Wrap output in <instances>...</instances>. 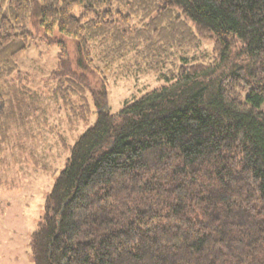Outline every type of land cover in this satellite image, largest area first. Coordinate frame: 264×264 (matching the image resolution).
<instances>
[{
	"label": "trees",
	"instance_id": "obj_1",
	"mask_svg": "<svg viewBox=\"0 0 264 264\" xmlns=\"http://www.w3.org/2000/svg\"><path fill=\"white\" fill-rule=\"evenodd\" d=\"M38 41L58 49L52 79L97 110L46 196L33 264H264V0H0V135ZM201 43L214 62L179 53ZM129 53L164 84L111 112L104 70Z\"/></svg>",
	"mask_w": 264,
	"mask_h": 264
},
{
	"label": "rangeland",
	"instance_id": "obj_2",
	"mask_svg": "<svg viewBox=\"0 0 264 264\" xmlns=\"http://www.w3.org/2000/svg\"><path fill=\"white\" fill-rule=\"evenodd\" d=\"M57 52L53 45L35 42L9 79L24 105L0 135V264H33L30 243L46 196L70 146L96 118L97 109L86 91L80 94L67 81L52 79ZM179 53L187 62L215 61L208 43ZM180 58L170 57L161 70L174 74ZM94 62L104 68V62ZM104 73L111 112L125 100L164 84V76L149 70L146 60L134 53L113 62Z\"/></svg>",
	"mask_w": 264,
	"mask_h": 264
}]
</instances>
